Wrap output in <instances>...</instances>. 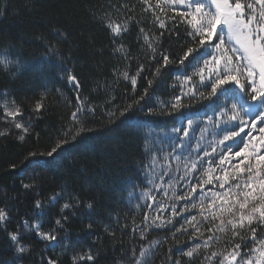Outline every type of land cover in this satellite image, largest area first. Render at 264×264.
<instances>
[{"label":"snow or ice","instance_id":"1","mask_svg":"<svg viewBox=\"0 0 264 264\" xmlns=\"http://www.w3.org/2000/svg\"><path fill=\"white\" fill-rule=\"evenodd\" d=\"M138 3L143 5V13H151L150 23L160 31L156 34L143 26L138 28L135 43L148 60V66L140 63L135 74L128 70L113 73L130 83L133 95L131 102L123 105L112 104L114 96L107 99L106 104L111 107L104 109V118L114 124L123 117L120 123L132 126L137 112L154 115L162 108L161 114L179 115L183 121L172 128L171 150L164 157L166 161L169 157L175 160L176 167L167 164L157 172L158 157L152 152L149 153L151 163L138 166V172L143 171L144 180L151 185L143 193L145 203L136 205L137 209H143L142 220L133 221L130 229L132 239L141 243L130 245L127 255L121 253L117 264H153L156 253L170 242H175V252L173 247L164 248L165 264H195L197 260L199 264H264V0H155V3L138 0ZM119 7L129 12L135 10L134 5ZM170 12L174 15L169 16ZM105 16L107 18L101 22L110 34L113 54L124 60L134 59L124 41L134 30L132 21L136 18L113 19L108 13ZM176 17L180 20L168 27L165 18L175 21ZM178 23L185 25L183 36ZM174 37L176 47L165 48L164 44ZM66 41L67 36L58 32L56 40L49 42L40 60V71L42 74L54 71L58 80L75 90V110L51 147L43 152L28 153L22 171L32 170L33 178L29 182L21 180L26 192L35 187L37 177L45 170L57 166L66 145L99 131L88 119L89 115H96L97 107L80 95V78L74 67L68 66L71 59H65L59 51L58 43ZM20 55L5 46L0 50V68L20 72L24 68ZM168 77H174L175 81L170 85L175 90L170 100L149 105L151 92L162 86ZM140 79L146 81L147 86L137 96ZM0 95L7 97L8 93ZM202 101H208L214 116L200 127L197 138L196 121L186 116L183 109ZM43 108L41 98L33 112L40 113ZM0 110V118L5 123L10 118L20 141L35 131L30 121L23 120L22 110L15 100L0 101ZM209 124L213 139L205 144ZM9 134L10 130L0 131V136ZM36 135L38 139L39 134ZM15 167L12 165L13 170ZM156 192L172 201L170 208L164 207ZM62 198L63 189L50 196L47 205L37 198L34 210L43 213L46 207L59 203ZM78 206L64 202L61 216L54 220L50 231H43L38 219L32 222L24 219L19 228L45 242V249L53 244L66 245L59 232L69 218L68 211ZM87 207L91 210L93 205ZM165 212L169 213L167 217L163 215ZM8 219V211L0 207V224ZM87 227L91 229L92 224ZM24 231L8 233L9 247L14 252L11 264H20L31 255V248L23 243ZM160 232L165 233V239L151 238ZM217 233L231 234L225 249L213 250L200 259L202 248L210 249L221 239ZM109 234L114 236L115 232L109 230ZM184 237H187L186 246L180 247ZM81 262L97 264L92 248L73 256V264ZM40 264H59V261L42 253Z\"/></svg>","mask_w":264,"mask_h":264},{"label":"trees","instance_id":"2","mask_svg":"<svg viewBox=\"0 0 264 264\" xmlns=\"http://www.w3.org/2000/svg\"><path fill=\"white\" fill-rule=\"evenodd\" d=\"M122 4L134 5L135 10L129 12L120 9ZM142 7L138 0H0V50L10 46L14 53L21 54L20 59L24 63V68L18 73L0 68V93H8L7 97L0 95V101L10 103L15 100L22 110L23 120L30 121L35 129L22 142L17 138L18 130L12 126L10 118L8 123L0 118V131H11L9 135L0 136V207L9 213L6 223L0 224V264H11L14 257L9 247L8 233L18 229L24 231L19 228L24 219L29 222L38 219L42 230L50 231L54 227V220L61 216L64 202L79 205L68 211L69 218L59 232V237L64 238L67 244H53L45 249V242L33 233L24 231L23 243L32 252L20 264H40L42 253L46 257H54L59 264H73V256L88 248H92L97 264H117L121 253L127 255L130 245L141 243L138 239H132L130 229L133 221L140 223L142 220L143 209H137L136 205L145 203L143 193L151 185L144 180V172H138V166L141 163L150 164L149 153L152 152L158 157L155 166L157 172H161L167 164L175 168L177 162L171 157L166 161L164 157L171 150L172 128L180 126L183 121L179 115L161 114L162 108L154 115L137 112L132 126L121 124L123 117L114 124H109L104 118V109L111 107L106 104L107 99L114 96L112 104L123 105L130 103L133 95L130 83L118 79L113 73L128 70L130 74H135L140 63L146 68L148 66V60L135 43L138 28L143 26L156 34L160 31L150 23L151 13H143ZM105 13L113 19L136 18L132 21L134 30L124 41L134 59L124 60L113 54L110 34L101 22L107 18ZM168 15L173 16L174 13ZM165 19L168 27L180 20L179 17L175 21ZM177 26L183 36L185 25L178 23ZM58 32L67 36V41L59 42L58 48L65 59L70 57L68 66L74 67L80 78V95L87 103L97 107L96 115H89L88 119L99 131L66 145L57 166L45 170L37 177L35 187L26 192L21 187V180L29 182L33 178L32 170L22 171L28 153L43 152L51 147L75 110V90L65 81L58 80L54 71L45 74L40 71L41 57L49 42L56 40ZM164 47L175 48L176 38L167 41ZM188 71L191 74V69ZM174 82V77H168L162 86L156 87L155 92L150 90L152 98L149 105L169 101L175 92L170 87ZM146 86V81L140 79L136 95L142 94ZM41 98L44 108L40 113H35L33 108ZM183 112L196 121L197 138L200 127L214 116L208 101L193 102ZM207 126L210 131L205 134V144L213 139L211 125ZM12 165L16 166L14 170ZM61 189L63 198L59 203L46 207L43 213L34 210L35 199L39 198L47 205L48 198ZM154 194L164 202V207L170 208L172 201H167L160 192ZM88 204L93 205L91 210ZM163 215L167 217L169 213ZM89 223L92 224L91 229L87 227ZM109 230L114 231L115 235H110ZM217 235L221 239L210 249L202 248L200 259L213 250L222 252L225 249L226 240L231 234ZM151 238L163 240L165 233L160 232ZM186 243L187 237H184L179 246L185 247ZM166 247H173L175 252V242L164 245L153 257V264H165L163 250ZM53 248L55 251H52ZM195 264H199V260Z\"/></svg>","mask_w":264,"mask_h":264}]
</instances>
